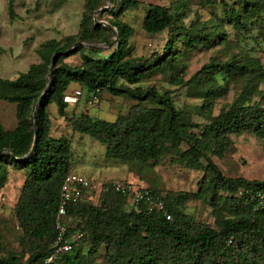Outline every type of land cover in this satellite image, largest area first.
<instances>
[{
	"label": "trees",
	"instance_id": "1",
	"mask_svg": "<svg viewBox=\"0 0 264 264\" xmlns=\"http://www.w3.org/2000/svg\"><path fill=\"white\" fill-rule=\"evenodd\" d=\"M206 0L207 6L218 4L222 15L212 24L184 26L182 8L173 10L160 5L146 6L141 28L148 35L167 32L169 37L162 52L147 59L131 58L128 49L133 29L120 21L128 11L138 8V0H112L107 23L118 36L111 53L102 55L99 48L87 45L111 44L113 33L95 26L93 13L103 8V0H84V13L76 36L51 40L37 49L41 60L14 80L0 77V102L15 105L16 127L6 131L0 123V190L7 182L9 169L25 176L15 211L24 240L31 251L24 264H43L51 254L56 237L55 220L60 186L71 169V146L65 138L50 136L51 116L48 107L55 105L56 115L69 122L73 131L88 136L105 147L106 158L132 169L140 181L162 157L172 156V163L203 169L196 193H181L176 198L160 197L171 220L161 213H148L143 204H132L114 192H102L95 197L99 206H91V196L71 204L66 218L75 222L67 234H81L88 245L87 255L73 248L52 264H97L103 248V264H264V182L225 177L213 162L222 159L233 145L232 135L251 134L264 138V68L256 58L232 56L219 62L211 58L189 80L183 82L180 63L184 52L211 49L226 43L224 24L239 31L264 15V0ZM13 0H9V16ZM56 60L53 80L42 97L36 112L37 145L26 156L34 138L33 114L36 103L49 81V69ZM80 54L81 63L66 60ZM143 67L131 70L135 64ZM168 77L174 86H184L188 97L201 101L200 109L207 113L203 124L193 122L192 116L175 107L167 93L155 88L137 86L150 75ZM224 77L220 85L216 77ZM240 85V92L225 110L214 116L213 101L225 97L230 87ZM101 99L104 93L126 97L137 102L127 115L115 121L88 115H67L64 97L76 89ZM83 95V94H82ZM254 97L257 99L254 100ZM82 98V97H81ZM80 98V99H81ZM151 101L155 107H146ZM196 131V132H194ZM262 197V198H261ZM189 200H207L212 208L213 225L196 222L185 213ZM133 209L128 211V206ZM225 210L227 215L221 213ZM21 257L0 258V264H22Z\"/></svg>",
	"mask_w": 264,
	"mask_h": 264
},
{
	"label": "rangeland",
	"instance_id": "2",
	"mask_svg": "<svg viewBox=\"0 0 264 264\" xmlns=\"http://www.w3.org/2000/svg\"><path fill=\"white\" fill-rule=\"evenodd\" d=\"M136 9L126 12L120 21L133 29V34L128 43L131 58L147 59L154 52H162L166 45L167 32L148 35L143 32L141 25L149 4L164 6L173 10L182 8L185 13L182 24L210 25L221 17V7L218 4H205L206 0H138ZM226 1L230 5L232 0ZM103 8L107 6L103 0ZM112 7V0L110 8ZM102 8V9H103ZM13 18L9 16V0H0V77L14 80L20 74L28 71L32 65H38L41 60L37 56V49L44 43L55 40L59 41L67 36H76L79 24L84 13V0H13ZM100 10V9H99ZM107 13L97 14V22L110 20ZM94 20V16H93ZM249 31H239L231 25L224 24V37L226 43L214 46L211 49H199L194 52L181 51L180 63L183 68L181 80L186 82L211 58L219 62L228 61L232 56L243 58L245 56L256 58L264 68V15L257 23L249 26ZM71 48L70 50H75ZM102 55L113 51L114 46L108 48L102 44ZM72 65L81 63L80 54L66 60ZM217 82L222 85L224 77L217 76ZM137 86L141 88H155L160 94L167 93L175 107L189 113L193 122L203 124L208 116L201 109V101L188 97L184 86H174L168 77L161 74L150 75ZM74 87V86H73ZM75 88V87H74ZM76 90L77 87L75 88ZM264 92V83L260 86ZM240 85L237 83L230 87L228 94L213 101L212 115L216 116L220 110H225L237 97ZM82 98L76 107L67 108L68 117L75 115H88L107 122H113L118 116H125L130 108L137 102L126 97H113L104 93L96 105L89 106V94L82 91ZM257 98L254 97V100ZM146 107H155L151 101L143 103ZM55 105L48 107L51 116L50 136L52 138H65L71 146V169L70 172L79 173L85 178H93L100 182H126L138 188H146L158 191L165 196L170 194L176 198L181 193H196L199 191L198 182L202 178L203 169L200 165L193 168L172 163V156L162 157L153 165L150 172L143 175L145 180L140 181L138 175L126 165H122L106 158L105 147L88 136L73 131L72 126L66 120L57 117ZM0 123L4 130L11 131L17 125L15 117V105L0 102ZM196 132V131H194ZM232 147L224 154L222 159H214L213 162L228 178H242L248 181L264 182V138L259 139L251 134L232 135ZM25 176L22 172L9 169L7 182L0 190V258L10 255L21 257L22 264L28 258L29 243L24 240L23 233L15 217V207L18 202ZM89 204L99 206L100 200L91 196ZM128 206V211L133 209ZM185 213L190 219L213 225L211 216L212 208L207 200H189L184 204ZM221 213L227 215L225 210ZM69 229L75 227L71 218L64 220ZM73 234V233H72ZM75 248H80L83 255L88 253V245L81 241ZM103 248L99 251L97 264H103Z\"/></svg>",
	"mask_w": 264,
	"mask_h": 264
},
{
	"label": "built area",
	"instance_id": "3",
	"mask_svg": "<svg viewBox=\"0 0 264 264\" xmlns=\"http://www.w3.org/2000/svg\"><path fill=\"white\" fill-rule=\"evenodd\" d=\"M82 97V92L76 90L73 94L64 97L67 104H77ZM98 98L92 95L88 105L98 103ZM114 192L125 197L132 204H143L148 213H161L166 220H171L160 197L153 196L146 188H138L126 182H100L94 178H85L77 173H68L60 186L59 202L56 212L55 230L56 237L51 244V254L43 264H52L60 256L67 254L75 248L81 240V234H67L66 209L69 205L77 203L85 197L99 196L102 192ZM262 198V197H261Z\"/></svg>",
	"mask_w": 264,
	"mask_h": 264
},
{
	"label": "water",
	"instance_id": "4",
	"mask_svg": "<svg viewBox=\"0 0 264 264\" xmlns=\"http://www.w3.org/2000/svg\"><path fill=\"white\" fill-rule=\"evenodd\" d=\"M106 3H107V6L104 7L103 9H100L96 12L93 13V16H94V24L95 26H103V27H106L108 29H110L113 33V37H114V41L111 43V44H108L107 47L110 48L112 47L114 44L117 43L118 41V36H117V32L116 30L111 27L108 23L106 22H97L96 19H95V16L101 12H104V11H109L111 8H110V4H111V0H106ZM83 46L85 48H102V45H87V44H81V43H77L73 48L77 47V46ZM59 57V54H56L53 56L52 60H51V65H50V69H49V81H48V84L45 88V90L43 91V93L41 94V96L39 97L37 103H36V106H35V110H34V114H33V120H34V138H33V143H32V146H31V149L29 151V153L23 157V159H28L35 151L36 149V145H37V130H36V112H37V109H38V104L40 102V100L42 99V97L47 93V91L49 90L50 88V85L52 83V80H53V72H54V67H55V63H56V60L57 58ZM143 67V64L142 63H138V64H135L134 66L131 67V70H138L139 68Z\"/></svg>",
	"mask_w": 264,
	"mask_h": 264
},
{
	"label": "crops",
	"instance_id": "5",
	"mask_svg": "<svg viewBox=\"0 0 264 264\" xmlns=\"http://www.w3.org/2000/svg\"><path fill=\"white\" fill-rule=\"evenodd\" d=\"M51 110L55 111V109H53V108H51L50 111H51ZM75 172H76V171H75ZM75 172H74V173H75ZM78 174H79V173H78ZM93 178H94V177H93Z\"/></svg>",
	"mask_w": 264,
	"mask_h": 264
}]
</instances>
